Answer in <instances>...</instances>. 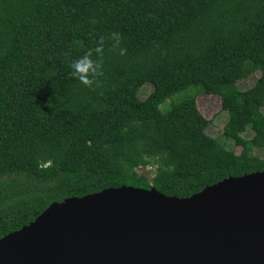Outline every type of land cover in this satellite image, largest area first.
<instances>
[{"label": "trees", "instance_id": "16d2710c", "mask_svg": "<svg viewBox=\"0 0 264 264\" xmlns=\"http://www.w3.org/2000/svg\"><path fill=\"white\" fill-rule=\"evenodd\" d=\"M89 52L99 68L86 85L71 63ZM192 87L222 99L220 137L196 93L161 108ZM256 151L264 0H0V239L53 203L110 188L189 198L264 171ZM148 167L152 177L139 173Z\"/></svg>", "mask_w": 264, "mask_h": 264}, {"label": "water", "instance_id": "95a60500", "mask_svg": "<svg viewBox=\"0 0 264 264\" xmlns=\"http://www.w3.org/2000/svg\"><path fill=\"white\" fill-rule=\"evenodd\" d=\"M0 264H264V171L189 198L122 186L53 203Z\"/></svg>", "mask_w": 264, "mask_h": 264}, {"label": "rangeland", "instance_id": "374dc122", "mask_svg": "<svg viewBox=\"0 0 264 264\" xmlns=\"http://www.w3.org/2000/svg\"><path fill=\"white\" fill-rule=\"evenodd\" d=\"M260 77V73H256L252 75L249 79L244 80L240 82L239 88L242 91L251 89L253 86H255L257 80ZM153 91V85L151 84H145L141 87L139 96L141 99H147V97L152 93ZM191 93H196L197 96V105L201 113L204 115V117L208 120L212 121V124L209 126L207 132L208 134L213 138H218L223 133V129L229 119V115L227 112L223 111L222 107V99L217 95H207L206 93H203L202 91L196 90V88H189L188 90H185L183 92H180L173 96L171 99L167 100L161 108L164 111H168L171 109V103L172 102H179L183 100L187 95ZM254 135V132L249 129L246 134H244V137L247 139L252 138ZM227 146L229 149L234 150L237 154H240L241 148L234 145L233 142H228ZM256 155L260 157H264V153L261 151H256ZM152 168H142L139 169L140 174L148 175L149 177H152Z\"/></svg>", "mask_w": 264, "mask_h": 264}, {"label": "clouds", "instance_id": "9594fccd", "mask_svg": "<svg viewBox=\"0 0 264 264\" xmlns=\"http://www.w3.org/2000/svg\"><path fill=\"white\" fill-rule=\"evenodd\" d=\"M100 50L99 46L95 49L98 54L100 53ZM91 55V52H89L71 63L72 75L86 85L91 83L89 74L96 73L99 68V62L94 61L91 58Z\"/></svg>", "mask_w": 264, "mask_h": 264}, {"label": "built area", "instance_id": "2783aa9c", "mask_svg": "<svg viewBox=\"0 0 264 264\" xmlns=\"http://www.w3.org/2000/svg\"><path fill=\"white\" fill-rule=\"evenodd\" d=\"M153 169V168H152Z\"/></svg>", "mask_w": 264, "mask_h": 264}]
</instances>
